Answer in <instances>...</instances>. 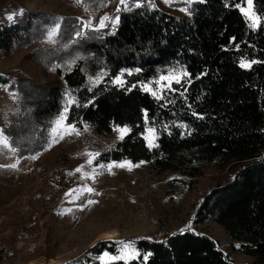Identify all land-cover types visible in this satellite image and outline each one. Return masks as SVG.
Instances as JSON below:
<instances>
[{
  "label": "trees",
  "instance_id": "trees-1",
  "mask_svg": "<svg viewBox=\"0 0 264 264\" xmlns=\"http://www.w3.org/2000/svg\"><path fill=\"white\" fill-rule=\"evenodd\" d=\"M102 1L82 5L97 19ZM246 1L197 0L189 19L146 4L122 8L116 28H85L76 17L29 10L0 23V51L6 54L32 48L54 27L59 31L55 46L29 57L45 72L55 67L64 86L0 75V86L17 106L2 129L16 157L45 151L67 108L66 121L76 128L100 136L116 126L130 129L95 160L106 172L111 163L140 164L157 177L179 176L192 190L205 168L241 161L236 177L205 197L199 215L203 223L220 224L239 251L256 258L253 264H264V0H253L261 18L256 28L240 10ZM241 60L257 63L241 68ZM170 72H186L188 79L162 90L161 99L143 89L157 88ZM90 77L102 80L90 84ZM150 128L158 147L149 148L145 139ZM135 251L127 264H234L212 238L193 232L162 242L143 239ZM105 252L118 255L119 247L102 241L71 264H103L95 256Z\"/></svg>",
  "mask_w": 264,
  "mask_h": 264
},
{
  "label": "rangeland",
  "instance_id": "rangeland-1",
  "mask_svg": "<svg viewBox=\"0 0 264 264\" xmlns=\"http://www.w3.org/2000/svg\"><path fill=\"white\" fill-rule=\"evenodd\" d=\"M84 1L77 4L76 0H0V23L9 21L7 17H14L20 10H29L76 17L83 25L90 21L91 26L85 28L93 29H100L101 19L107 16L109 20L103 28H116L119 19L116 23L113 21L119 18L122 8L130 10L146 4L189 19L197 0H124L123 4L120 0H103L97 19L82 5ZM243 8L258 16L253 0L251 8L247 1ZM247 21L250 25L251 21ZM53 29H56L55 34L49 40ZM53 29L30 49L14 48L8 54L0 51V75L64 86L54 75L55 67L45 72L29 57L37 48L57 44L58 27ZM183 74L170 72L166 75L169 80H159L157 88L147 85L152 90L149 92L154 91L159 97L162 90L186 82L188 78ZM176 78L180 83L175 82ZM119 79L124 83L123 78ZM101 80V77H90L89 83L97 84ZM66 96V104H72L73 100ZM16 110L13 96L6 87L0 86V133L3 137L8 114ZM67 114L68 111L60 125L54 123L49 146L33 156L34 159H18L10 145L0 144V264H71L102 241L113 242L119 249L120 242L130 243L135 250L140 240L162 242L183 232L209 236L234 264L256 262L255 257L237 249L239 244L228 237L220 224L213 220L203 223L199 215L205 197L233 180L242 169L241 161L226 160L205 168L192 190L179 182V176L157 177L140 164L123 162L124 167H116L122 163H111V171L107 168L106 172L95 167L94 162L103 151L122 140L118 138L120 133L114 130L110 135L100 136L89 127H74L72 131L68 128ZM61 133H64L63 139L59 138ZM153 135L155 132L148 133V143ZM89 153H98L91 164L88 163ZM12 164L16 167H8ZM81 166L82 171L76 172ZM87 188L94 192H87ZM89 200L96 203L89 204ZM110 230L117 233L115 239L100 235ZM135 253L128 262L137 257ZM103 256L104 253L95 258L105 264L107 258L102 260Z\"/></svg>",
  "mask_w": 264,
  "mask_h": 264
},
{
  "label": "snow or ice",
  "instance_id": "snow-or-ice-1",
  "mask_svg": "<svg viewBox=\"0 0 264 264\" xmlns=\"http://www.w3.org/2000/svg\"><path fill=\"white\" fill-rule=\"evenodd\" d=\"M76 2H77V4H80L82 2V0H76ZM120 2H121V4H123L124 3V0H120ZM247 3L249 5V8H251L252 0H247ZM240 10H241V12H243L245 14L246 18L249 21H251V23L249 25L250 27L256 28V27L260 26V23H261V18L260 17L255 16V14H250L244 8H241ZM118 11H119V9H118ZM22 13H23V10H20V12L18 14H22ZM7 18H8V20H13L14 17H13V15H9ZM118 19L119 18L116 17L115 20L113 21V23L118 22ZM106 20H109V17L105 16L103 19H101L100 24H99V27L100 28H103V27L106 26L105 25V21ZM90 26H91V22L90 21L87 24H84L83 25V27H90ZM55 31H56V29H53L52 32H50V34H49V40H51L52 36L55 34ZM77 35H83V32H78ZM254 63H257V61L253 60V61H250L249 62V61L241 60L240 61V67L241 68H251L252 64H254ZM129 74H131V73H129ZM183 75L187 76L188 73L185 72ZM160 80H169V77L168 76H162V77H160ZM116 82L117 83H120L121 86H123V81H121L119 79V77H117V81ZM175 82L176 83H180V79L179 78H176L175 79ZM143 89L145 91H152L146 85L143 86ZM152 95L153 96H156V92L153 91L152 92ZM161 98L162 97H157V99H161ZM70 102H72V101H70ZM67 111H68V109L65 108L64 113H62L61 116H60V118L55 122L57 125H60L61 121H63V120L66 119V113H67ZM193 115H196V114L193 113ZM145 116H146V113H145ZM68 128H71L72 131H75L74 126L69 125ZM114 130H116V131H118L120 133V136L118 137L119 139H123L124 134L127 131H130V129H127L126 126L123 127V128H121L119 126H116ZM148 131L151 132V133H154L155 132V130L154 129H151V128L148 129ZM53 132H56V129L55 128L53 129ZM77 134H79V133H77ZM63 135H64V133H61L60 136H59V138L60 139H63ZM145 139H148V137L146 136ZM154 140H155V136L153 135V140L152 141H149V144H148L149 148L158 147V145H156L153 142ZM0 144H3L4 147H9L8 139L5 138V137H3L2 136V133H0ZM11 150L13 152L15 151L14 148H12ZM88 155L90 157V159L88 160V163L91 164L92 163V158H94L95 155H98V153H96V154L89 153ZM34 158L35 157H33V159ZM127 163L130 165V162H127ZM141 163H143V162H141ZM115 166L116 167H124L125 164L122 163V164H117ZM136 166H139V165H136ZM8 167L15 168L16 165L15 164H12V165H8ZM100 167H105V166L104 165H101ZM112 167H113V165H108L107 166V168H108L109 171H111V168ZM129 170H130V167H129ZM81 171H82V166L80 168H77L76 169V172H81ZM86 191L89 192V193L94 192V190L92 188H87ZM88 203L89 204H93V203H96V201L89 200ZM120 243L122 244V247L119 249V252H120L119 255L110 256L107 252H105L104 253V256L101 257L102 260L105 257L107 258V261L105 262V264H108V262H110V261H117V260H124L125 261V264H127V260L133 258L136 255L135 250L132 248V246H131L130 243H125V242H120ZM237 247H239V245H237ZM144 259L147 260V256H145Z\"/></svg>",
  "mask_w": 264,
  "mask_h": 264
},
{
  "label": "bare ground",
  "instance_id": "bare-ground-1",
  "mask_svg": "<svg viewBox=\"0 0 264 264\" xmlns=\"http://www.w3.org/2000/svg\"><path fill=\"white\" fill-rule=\"evenodd\" d=\"M101 233L100 235L105 236L108 239H115L117 237V233L115 231H108L107 233Z\"/></svg>",
  "mask_w": 264,
  "mask_h": 264
}]
</instances>
